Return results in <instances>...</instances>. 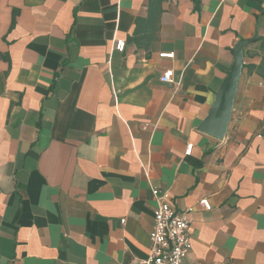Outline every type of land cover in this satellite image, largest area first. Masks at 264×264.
<instances>
[{"label":"crops","instance_id":"0c3cea01","mask_svg":"<svg viewBox=\"0 0 264 264\" xmlns=\"http://www.w3.org/2000/svg\"><path fill=\"white\" fill-rule=\"evenodd\" d=\"M197 1L0 0V264L146 260L153 187L189 212L185 264H264V0Z\"/></svg>","mask_w":264,"mask_h":264},{"label":"built area","instance_id":"2783aa9c","mask_svg":"<svg viewBox=\"0 0 264 264\" xmlns=\"http://www.w3.org/2000/svg\"><path fill=\"white\" fill-rule=\"evenodd\" d=\"M125 42L117 40L115 50L123 52ZM162 58H173L174 54H161ZM161 81L171 83L174 81L173 70L166 71ZM193 145L189 144L185 155L190 156ZM155 201L154 224L150 232L151 249L146 260L138 264H185L192 250V232L189 212H179L172 203L169 191L157 187L152 188ZM200 205L207 211L211 210L208 199L200 201ZM125 223V221H124Z\"/></svg>","mask_w":264,"mask_h":264},{"label":"water","instance_id":"95a60500","mask_svg":"<svg viewBox=\"0 0 264 264\" xmlns=\"http://www.w3.org/2000/svg\"><path fill=\"white\" fill-rule=\"evenodd\" d=\"M242 46L243 43H240L235 49V63L226 83L217 95L216 103L209 119L203 126L204 132L218 139H223L225 137L229 125L233 99L243 69Z\"/></svg>","mask_w":264,"mask_h":264},{"label":"trees","instance_id":"16d2710c","mask_svg":"<svg viewBox=\"0 0 264 264\" xmlns=\"http://www.w3.org/2000/svg\"><path fill=\"white\" fill-rule=\"evenodd\" d=\"M197 1V0H196ZM197 5H198V1H197ZM14 25V22H13ZM260 42V46H259V51L261 52V54L263 55V60L262 63L259 66H249V69L251 71H257L258 74L264 78V38H261L258 40Z\"/></svg>","mask_w":264,"mask_h":264}]
</instances>
